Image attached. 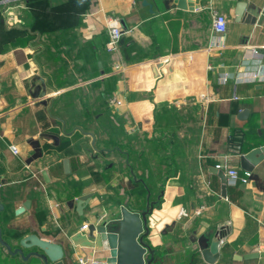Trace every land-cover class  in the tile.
<instances>
[{"label":"crops","instance_id":"0c3cea01","mask_svg":"<svg viewBox=\"0 0 264 264\" xmlns=\"http://www.w3.org/2000/svg\"><path fill=\"white\" fill-rule=\"evenodd\" d=\"M144 1L0 0L3 239L14 250L36 234L63 247L65 264L103 262L82 227L150 199L154 264H207L198 237L217 232L215 264H264L242 259L264 253V160L235 186L217 168L242 174L240 156L264 146V82L242 81L264 72V0ZM110 19L128 30L114 52ZM0 264L24 263L0 244Z\"/></svg>","mask_w":264,"mask_h":264},{"label":"water","instance_id":"95a60500","mask_svg":"<svg viewBox=\"0 0 264 264\" xmlns=\"http://www.w3.org/2000/svg\"><path fill=\"white\" fill-rule=\"evenodd\" d=\"M197 4L200 0H196ZM177 6L184 10L195 9L192 3L187 0H175ZM144 4H148L147 0ZM151 6V4H150ZM246 9L245 3H239L236 7L237 20H242ZM124 28V27H123ZM128 31L127 28H124ZM157 66L153 68L154 76L159 77L156 72ZM246 113V112H245ZM244 113V114H245ZM264 160V146L252 149L250 152L240 156L242 170L253 172L255 167ZM66 172H70L69 160L64 161ZM223 183V193L226 195V176L223 171H218ZM48 179L46 172L43 173ZM224 195V196H225ZM87 197L84 196L78 201V208L82 209ZM31 202L26 201L16 213L20 214L30 209ZM154 204L147 200L144 210H134L127 206L120 207V214L112 219L92 223L88 227L89 235L94 240H98L104 252L108 254L102 264H154L158 255L157 250L150 244L149 237L151 228L149 226V216L152 214ZM5 209L0 201V212ZM20 247L12 249L11 244L3 239L0 229V244H2L12 256L20 255L24 264H65V252L61 245L40 238L36 234L28 235L20 240ZM198 247L203 260L207 264H215L220 257L222 249L220 233L214 236L201 234L198 237ZM29 250L25 254L24 250ZM263 252H255L243 256L242 259H255L263 257ZM162 258V257H161Z\"/></svg>","mask_w":264,"mask_h":264},{"label":"built area","instance_id":"2783aa9c","mask_svg":"<svg viewBox=\"0 0 264 264\" xmlns=\"http://www.w3.org/2000/svg\"><path fill=\"white\" fill-rule=\"evenodd\" d=\"M228 19L226 15L221 12L214 10L212 11V28L214 32L218 35L223 36L227 31ZM125 35V32L119 22L118 19H110L108 22V42L107 49L110 52H114L118 50L120 46V42ZM255 55H258L257 52L254 51ZM244 82H253V83H263L264 82V72H252L245 77L242 78ZM202 98H207L205 95L201 96ZM208 101H211L207 98ZM10 150L14 154H18L19 150L17 146L12 145ZM218 169L224 170L227 175L229 185L235 186L238 183L246 184L250 180L252 173L244 171L242 174L239 169L229 166L228 164H221L217 166ZM89 225L85 224L82 229L88 230ZM78 264H102V262L94 256L83 255L78 257Z\"/></svg>","mask_w":264,"mask_h":264}]
</instances>
